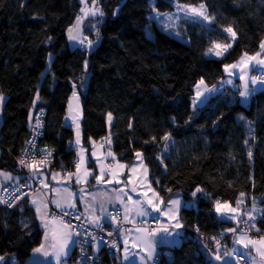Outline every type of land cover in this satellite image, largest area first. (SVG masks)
Listing matches in <instances>:
<instances>
[{
  "label": "trees",
  "instance_id": "16d2710c",
  "mask_svg": "<svg viewBox=\"0 0 264 264\" xmlns=\"http://www.w3.org/2000/svg\"><path fill=\"white\" fill-rule=\"evenodd\" d=\"M174 2L203 3L214 20L208 28L187 25L184 39L152 26L153 9L169 13ZM96 7L103 12L98 42L86 52L67 40L82 15L79 0H0V168L14 172L34 107L46 112L41 142L53 150L49 169L74 167L75 151L66 148L73 130L63 122L76 91L85 144L108 138L126 164L140 153L163 201L180 194L196 204L181 209L183 240L159 249L156 264H211L191 237L196 229L208 241L232 225L217 218L215 202L233 205L244 193L264 205V90L254 91L246 104L239 87L224 86L198 107L192 98L198 81L219 87L225 65L259 52L264 0H97ZM229 26L236 32L232 46L221 57L206 55L213 41L230 42L224 32ZM83 33L89 41L87 26ZM196 188L202 191L194 197ZM27 201L13 210L0 205L2 264H26L41 241ZM256 224L264 233V213ZM97 264L118 263L115 254L102 252Z\"/></svg>",
  "mask_w": 264,
  "mask_h": 264
},
{
  "label": "crops",
  "instance_id": "0c3cea01",
  "mask_svg": "<svg viewBox=\"0 0 264 264\" xmlns=\"http://www.w3.org/2000/svg\"><path fill=\"white\" fill-rule=\"evenodd\" d=\"M87 3L88 6H93V3ZM90 16L92 15L90 14ZM81 17L79 27H73V32L71 33L76 39H70V33H68L67 36L69 46L72 48L79 47L81 41L85 39L83 25L86 17L84 13ZM86 42L87 52H90L96 46L98 39L96 43L92 41L91 46H89L88 40H86ZM252 56L254 57L256 54ZM256 60L260 59L256 57ZM256 60L248 61L247 58H245V61L248 62V70H246V72L244 71L243 74L248 76V74L250 75L251 72L255 71V76H257V72H260L259 69L262 67L264 68V65H257ZM239 61L235 64L237 65ZM85 65H88L87 61H85ZM240 70L241 69L237 67L236 69H230L226 72L224 67L225 77L230 72L234 73L232 75L236 77L238 75L240 76ZM239 76L235 79L236 81H241ZM249 87V89L255 88V91L261 90V88L264 90V85H261L259 80L256 85L251 84ZM206 90L207 88L202 85L201 91L204 92ZM243 90L242 88L240 92ZM250 96L246 99L240 96V99L246 104ZM2 106L3 103L0 105V126L2 123ZM72 116L78 118L79 145L76 144L77 128L76 125L72 123ZM64 119L66 124L72 127L73 138L70 143L75 151V155L79 158L80 166L79 169H77L76 165H74L69 171L47 169L45 171H39L40 174L36 176H33L35 171L31 173V176L39 181V187L31 192L28 197L27 205L33 210L37 225L41 230V241L34 249L39 248L41 244H44L45 248L42 249L40 253H35L33 249L25 263L56 264V259L53 255L56 249L51 247V245L53 243L57 245L62 243V234L69 230L63 227L64 223L50 217L49 212L53 208L58 210L77 209L85 214L88 222L92 225H97L96 221L98 219L99 223H108L116 228L121 243L120 252L116 254L118 264H151L152 259L159 249H169L178 246L184 237V229L180 220V211L183 207L195 208V202H185L180 194H175L168 200L163 201L162 196L151 182L149 169L142 156L138 158L136 155L134 161L129 164L120 161L112 150L108 138H106L105 145L102 144L100 140L90 141L88 144H85L82 137V107L78 93L76 97H73V93L71 94L67 103ZM109 153L112 155H109ZM81 157H83V162H81ZM120 165H124V167L121 168ZM145 168L147 171H145ZM101 169H103L104 175L100 181H97L95 177L101 175ZM0 173H7L11 176L10 179H5L4 175H0V190L5 184H10L18 180V175L11 170L0 168ZM41 181H43V183H41ZM129 197H131V199H129ZM33 200L36 201L35 204H33ZM149 200L152 201L151 205L148 203ZM169 200L180 201L178 211L168 212ZM237 200H243V203L235 213L229 211L217 213L216 207H214L217 218L232 223L230 227L224 229L221 233L226 236L231 250L235 249V252L245 256V264H264V244L259 242L255 244L248 243V239L259 241L261 237H264V233H261L260 230L257 231L259 228L256 224L258 218L264 213V205H260L255 200H246L244 196H239ZM236 202L233 205L230 203L227 204L231 208H236ZM253 202H255V211H253ZM58 203L60 207H57ZM220 203L224 204L225 202ZM71 205L75 206L72 207ZM37 207H40V213L37 212ZM116 207L122 209V214L115 217V220H113V217L110 218L107 216V212ZM172 207L175 209L177 206ZM155 208H158L159 211L155 210ZM141 211L147 214L140 215L139 213ZM247 212H251L254 217V220L249 222L254 224V227H250L248 223V231L242 225L243 220L249 221V217L246 215ZM152 214L158 217V223L155 228L147 229L140 226H132L135 221L149 218ZM42 215L43 219H41ZM172 216H176V219H172ZM229 216H235L236 219H228L227 217ZM125 217H127V219H125ZM177 220L181 225L179 228L175 227ZM165 228L168 229L171 235L164 233L163 229ZM138 229L142 231H138ZM230 229H235L236 231H230ZM151 231H155L156 235L154 237L148 235ZM249 231L251 233L258 232V234L252 235ZM242 233H246L248 239H246L244 243H248V247H244L243 243L235 242L236 238ZM125 241L128 242L127 245H125ZM149 243L153 245V257L151 260L146 261L143 260L142 257L148 255L149 249L147 245ZM72 248L73 235L68 240L67 255L62 256L61 264H72L70 261ZM125 248H127V253L125 252ZM217 248L218 247L214 245L203 247V254L211 264H226V261L227 264H236L227 255L222 254L220 251L218 253ZM44 251H47L49 255L44 256ZM217 254L222 256L221 260L215 259ZM126 255L128 256L127 260L125 259ZM0 264H2V262H0Z\"/></svg>",
  "mask_w": 264,
  "mask_h": 264
},
{
  "label": "built area",
  "instance_id": "2783aa9c",
  "mask_svg": "<svg viewBox=\"0 0 264 264\" xmlns=\"http://www.w3.org/2000/svg\"><path fill=\"white\" fill-rule=\"evenodd\" d=\"M81 47H84L83 45ZM45 110L43 108H33L31 113V122L29 121L28 136L23 143L18 155L15 157L13 170L18 175L16 182L5 184L0 190V200L7 201V203L1 202L7 209H15L23 200L28 199L31 192L39 187V181L35 180L31 176L33 171H45L51 167L53 163V150L48 146L42 144L41 139L44 131V117ZM40 119V127H36V118ZM63 125L72 129L70 125H67L64 119ZM102 144H106V138L100 140ZM67 149H72L71 143L67 142ZM51 153V155H47ZM76 156V155H75ZM24 159L26 165L20 164V160ZM43 162V163H41ZM79 158L76 156L74 159V165L79 164ZM9 204L12 206L9 207ZM67 212V215H64ZM122 214L120 207L113 208L107 212V216L118 217ZM51 218L62 222L64 224H71L70 229L73 233V248L71 253L72 264H84L85 259L88 258V264H97L102 252L110 254H118L121 249V243L119 233L116 228L108 223H99L100 226L92 225L88 222L85 214L77 209L70 210H58L51 209L49 212ZM76 217H79L77 219ZM158 217L152 214L149 218L140 219L134 222L132 226H140L147 229H153L157 226ZM243 227L248 231V223L246 220L242 222ZM79 233V235H75ZM111 233V235H109ZM250 234L254 235L249 231ZM191 240L197 242L202 247L209 246L208 242L218 247L217 241H219V251L222 254L227 255L236 264H245V256L234 252L230 249L229 242L224 234L219 232L216 235L210 236L207 241L203 236L197 233L194 229ZM227 249V254L225 253ZM157 256L152 259L151 264L157 263Z\"/></svg>",
  "mask_w": 264,
  "mask_h": 264
},
{
  "label": "snow or ice",
  "instance_id": "6c2138e0",
  "mask_svg": "<svg viewBox=\"0 0 264 264\" xmlns=\"http://www.w3.org/2000/svg\"><path fill=\"white\" fill-rule=\"evenodd\" d=\"M81 2L83 3L84 0H81ZM92 3H93V6L94 8L93 9H88L87 11L85 10V8H82L81 9V12L82 13H85V15H88V14H91L92 16H103V12L99 9V7H96L97 5V0H92ZM178 11H182L185 15V18H187L189 15H195V16H200L203 18V20L205 21H209L211 22L212 20H214L213 17H210L208 14H207V10H206V6L201 3L198 7H195V6H192V5H181V4H177L176 5ZM155 11V9H153ZM115 14V13H114ZM167 16V19L169 21L173 20V19H179L178 16H175L174 14H164ZM161 14L157 12V17L155 18H158L160 17ZM80 21H81V17L80 16H77V19H76V23L73 27H79V24H80ZM73 27H70L68 29L69 33H70V39H76L75 36H72L71 33L73 32ZM165 27H168V25L166 24ZM225 32L229 33L231 35V39L233 41H235L236 39V32L233 30V28L231 26L227 27L224 29ZM97 35H99V33H97ZM81 43H83V41H81ZM89 46H91L92 44V41H89ZM232 45L231 44H221V43H217L215 41L212 42V46L208 48L207 52L205 53L206 55L208 54H214L216 55L217 57H220V56H223L225 52H227V50L231 47ZM260 49L262 51H264V40L261 41L260 45H259ZM262 52H257L256 53V56H248L247 53H244L243 56L241 57L240 59V64L243 65V67L241 68V75H240V79L241 80H244L245 79V76L243 74L244 72V69L247 68V63L245 61V58H247L248 61H253V60H256V57H259L261 56ZM256 64L257 65H264V60H256ZM87 66V65H85ZM255 67V66H254ZM237 68V65L236 64H233V65H225V71H229L230 69H236ZM260 71L262 73H264V68H261ZM234 73H231L230 72V75H232ZM260 81V84L261 85H264V77L262 76H254L251 78V84L252 85H256L257 84V81ZM229 83H231V81H228ZM204 85V80L201 79L200 81L197 82V85H196V88H197V97H199L201 95L199 89L200 87ZM206 87V86H205ZM213 89H209V91H212ZM256 89L255 88H252V89H249V86H248V83L246 82L244 84V90L240 92V96L242 98H247L248 96H250L252 94V92H254ZM77 96V93L74 91L73 92V97H76ZM4 96L3 94H0V105H2L3 101H4ZM31 114L29 116V120L31 122ZM72 119V123L76 125V128H77V140H76V144L79 145L80 144V140H79V123H78V118L76 116H72L71 117ZM108 119L109 121H111L112 119V115L111 113L108 114ZM241 119H243V117H241ZM40 119L39 117L36 118V127H40ZM131 126V125H130ZM249 130L251 131V126L249 125ZM170 137L168 135H166L165 137H163L164 140H168ZM245 144H248V141L245 140ZM47 155H51V153H48ZM109 155H112L111 153H109ZM138 158L141 157V154L140 153H137L136 154ZM248 156L249 158L251 159L252 157V152L251 150L249 149L248 151ZM20 164L21 165H24V166H28L26 165L25 163V160L24 159H21L20 161ZM81 162H83V157H81ZM43 163V162H41ZM79 164L76 165L77 169H79ZM121 168L124 167V165H120ZM135 170V169H133ZM145 171H147V169L145 168ZM39 171H35L33 173V176H36V175H39ZM0 175H4L5 176V179H10L11 176L10 174H7V173H0ZM71 175V174H70ZM87 175V173H86ZM104 175V172H103V169H101V175L100 176H96L95 179L97 181H100L102 179V176ZM41 183H43V181H41ZM47 186V185H45ZM170 191V190H169ZM202 189L200 188H197L195 192L192 193V195L195 197L196 196V193L197 192H201ZM244 196V193H241V197ZM119 198V197H118ZM129 199H131V197H129ZM0 202H3V203H7V201H2L0 200ZM36 201L33 200V204H35ZM148 203L151 205L152 204V201H148ZM243 203V200H237L236 202V208H231L227 202H225L224 204H221L220 201H216L215 202V207H216V211L217 213H222L224 211H229V212H232V213H235L237 212V210L240 208V205ZM179 205H180V201L179 200H169L168 202V212H173V211H178L179 210ZM12 205L9 204V207H11ZM72 207H74L75 205H71ZM172 206H177L175 209L172 207ZM46 207V205H45ZM57 207H60L59 203L57 204ZM155 207V206H154ZM155 210L159 211L158 208H155ZM253 211H255V202H253ZM37 212L40 213V207H37ZM68 213L67 212H64V215H67ZM140 215H146L147 213L144 212V211H141L139 213ZM246 215H248L249 217V221H246V223H249L250 221L254 220V217L252 216V213L251 212H247ZM77 219H79V217H76ZM228 219H236L235 216H229L227 217ZM41 219H43V215L41 216ZM113 220H115V217L112 218ZM125 219H127V217H125ZM172 219H176V216H172ZM97 226H100L99 225V220L97 219ZM249 226L250 227H254V224L252 223H249ZM63 227L65 229H68L69 231L65 232L62 234V243H60L59 245H57L56 243H53L51 245V247H53L54 249H56V251L53 253V255L55 256V259H56V264H61V259H62V256H65L67 255V250H68V240L71 238V236L73 235V233L70 231V229L72 228V225L69 223V224H64ZM175 227L179 228L181 227L179 221L177 220L176 222V225ZM138 231H142L140 229H138ZM164 233L168 234V235H171V233H169L168 229L165 228L163 229ZM230 231H236L235 229H230ZM257 231H259V229H257ZM75 235H79V233H75ZM109 235H111V233H109ZM148 235L150 237H154L156 235L155 231H151L148 233ZM248 239L247 236H246V233H242L240 236H238L236 238V243H243L244 244V247H248V243H252V244H255L257 242L261 243V244H264V237H261L259 239V241H255V240H251V239H248V243H244V241ZM125 245H127V241L124 242ZM217 245H218V248H217V252L219 253V241H217ZM149 251H148V255L146 257H142L143 260H151L152 257H153V245L151 243H149L147 245ZM45 248V245L44 244H41L39 248H36L34 249L33 251L35 253H40L42 251V249ZM225 253L227 254V249L225 248ZM233 251L235 252L236 250L233 249ZM125 252L127 253V248H125ZM43 255L44 256H48L49 253L47 251H44L43 252ZM4 257L3 256H0V262H3L4 261ZM125 259L127 260L128 259V256L126 255L125 256ZM216 260H221L222 259V256L220 254H217L216 257H215ZM84 264H88V258L85 259V262ZM226 264H227V261H226Z\"/></svg>",
  "mask_w": 264,
  "mask_h": 264
},
{
  "label": "rangeland",
  "instance_id": "374dc122",
  "mask_svg": "<svg viewBox=\"0 0 264 264\" xmlns=\"http://www.w3.org/2000/svg\"><path fill=\"white\" fill-rule=\"evenodd\" d=\"M80 3L82 4V8H85V10H88V9H93L94 6H88V1L87 0H84V2L82 3L81 0H79ZM179 4V3H176L174 2L173 3V11L172 12H169V13H160L161 16L158 17V18H155L157 17V12L156 11H152V14H151V25L152 26H156L164 31H166L167 33L169 34H172L180 39H184L183 36H182V33L184 32L185 30V27L187 25H192V24H199L201 26H204L206 28L209 27V25L211 24V22L209 21H205L203 20L202 17L200 16H195V15H189L187 18H185V15L182 11H178L176 5ZM181 5H187V4H181ZM200 4H197V5H192V6H195V7H198ZM100 9V8H99ZM82 13V12H81ZM83 14V13H82ZM164 14H174L175 16H178L179 19H173L171 21H169L167 19V16L164 15ZM85 15V13H84ZM81 17V16H80ZM86 19L84 21V25H83V28L84 26H87V28L90 30L91 34H90V38H89V41H93L96 43V40L98 39V36H97V33H98V25L100 23V17H95V16H90V14L88 15H85ZM82 18V17H81ZM98 19V20H97ZM102 19V18H101ZM168 25V27H165V25ZM225 32V31H224ZM226 35L228 36V39H229V43L228 44H232L233 40L231 39V35L227 32H225ZM84 34V33H83ZM148 35L152 36L151 33H148ZM219 43V42H217ZM221 44H225V43H221ZM84 46L85 49L87 47V42L85 40H83V43H80V46ZM212 46V45H211ZM210 46V47H211ZM86 52H87V49H86ZM260 52H262L261 56H259L258 58L260 60H264V51H262L260 49ZM225 54V53H224ZM212 57H217L216 55L214 54H208ZM221 57V56H220ZM248 63V62H246ZM248 65V64H247ZM237 67L238 69H241L243 67V65L240 64V61L239 63L237 64ZM263 68V67H262ZM246 70H248L247 68L244 69V71L246 72ZM260 70V69H259ZM239 76V75H238ZM237 76V77H238ZM245 76V79L244 80H235L237 77L234 76V75H230V73L228 75H226V77L221 81L219 87H212V88H207L206 91H201V88L202 86L200 87L199 91L201 93V95L199 97H197V88L195 87V94L192 98V103H193V107H198V106H202L206 103V101L208 100V98L215 94L216 92L218 91H221L222 90V87L224 86H230V87H233V88H236V87H239L240 90L243 88L244 89V84L247 82L248 83V86L251 85V78L255 76V71L254 72H251V74L248 76H246V74H244ZM257 76H262L264 77V73H262L261 71L260 72H257ZM240 77V76H239ZM228 81H231V83H229ZM250 88V87H249ZM209 89H213L212 91H209ZM252 89V88H251ZM262 89V88H261ZM110 122V121H109ZM197 189V188H196ZM196 191V190H195Z\"/></svg>",
  "mask_w": 264,
  "mask_h": 264
}]
</instances>
